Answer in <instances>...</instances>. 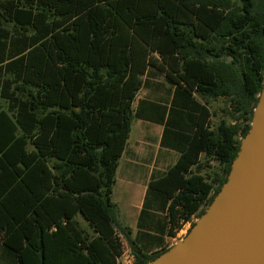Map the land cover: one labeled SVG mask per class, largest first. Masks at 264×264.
I'll return each instance as SVG.
<instances>
[{
  "label": "trees",
  "instance_id": "1",
  "mask_svg": "<svg viewBox=\"0 0 264 264\" xmlns=\"http://www.w3.org/2000/svg\"><path fill=\"white\" fill-rule=\"evenodd\" d=\"M151 71L174 90L159 121L180 157L151 181L147 205L150 195L162 203L163 234L175 237L212 204L250 131L264 88V0L0 1L1 264H119L121 234L133 264L161 255L131 238L113 201ZM220 97L233 122L215 126L208 101ZM203 156L223 174L195 172Z\"/></svg>",
  "mask_w": 264,
  "mask_h": 264
},
{
  "label": "water",
  "instance_id": "2",
  "mask_svg": "<svg viewBox=\"0 0 264 264\" xmlns=\"http://www.w3.org/2000/svg\"><path fill=\"white\" fill-rule=\"evenodd\" d=\"M149 264H264V88L227 182L189 234Z\"/></svg>",
  "mask_w": 264,
  "mask_h": 264
},
{
  "label": "crops",
  "instance_id": "3",
  "mask_svg": "<svg viewBox=\"0 0 264 264\" xmlns=\"http://www.w3.org/2000/svg\"><path fill=\"white\" fill-rule=\"evenodd\" d=\"M144 80L145 83L138 92L133 106L134 111H136L139 102L143 101L140 106L141 116L139 118L135 117L133 120V122L137 120L134 140L132 143V122L131 133L126 149L119 160L118 169L123 161L124 167L121 171V177H124L125 173L130 171L131 166H136L130 172L135 177H138L140 182H143L144 192L140 201L129 203L126 208L129 209V212L136 209L137 216L139 215L138 220L136 216L137 223L135 220L136 229H132L133 239L137 240L147 254H155L163 250L162 253H164L175 246L176 244H171V240H175L176 237H169L167 234H163L165 231V213L161 211L162 203L157 201L154 195H150L151 201L147 205L149 185L151 181L164 176L177 163L180 152L162 144L165 127L159 121L162 116V111L159 109L163 106L170 107L174 90L165 81L164 76L156 71H151L148 75H145ZM0 103L4 106L7 104L1 97V90ZM166 117L167 114L165 119ZM140 193L139 187L134 194L136 199L139 198ZM144 210L147 213L144 215L141 227L139 223Z\"/></svg>",
  "mask_w": 264,
  "mask_h": 264
},
{
  "label": "rangeland",
  "instance_id": "4",
  "mask_svg": "<svg viewBox=\"0 0 264 264\" xmlns=\"http://www.w3.org/2000/svg\"><path fill=\"white\" fill-rule=\"evenodd\" d=\"M5 1V0H0ZM240 5V3H238ZM228 61V60H227ZM209 107L213 113L212 122L215 126L220 124L222 121H226L228 123L233 122V116L232 113H234V106L230 98L227 97H220L217 99H209L208 101ZM137 120L133 122V133H132V140L133 143L134 136H135V128H136ZM124 167L123 161L121 162V165L118 169L117 175H116V185L114 186V194H113V200L118 205V220L120 223L130 228L131 232L132 229H136V223L138 220V216L136 213V209L134 211L130 212L129 209L126 208V206L129 203L138 202L140 201L142 194L144 192V185L143 182H140V179L138 177H135L132 175V170L136 168V166H131L130 173L126 172L124 177H121V171ZM195 172H199L202 175H204L207 178L214 177L216 174H219L221 176L223 174V166H221L218 162L213 160H208L205 156L201 159V164L199 167L194 168ZM140 187L141 193L139 194V198H135V192ZM209 206H204L205 212L208 210ZM137 216V220H136ZM200 218V217H199ZM197 218V220L199 219ZM136 220V223H135ZM82 227L84 230L92 234V230L89 227L88 223H86V220L81 218ZM196 223V221H195ZM194 223V224H195ZM193 226H191L192 228ZM184 226H182V229ZM187 231V233H179V236H175V240H171V244L175 245L179 241H181L185 236H187L191 230ZM185 231V230H184ZM178 234V233H177ZM122 241H123V248H122V255L127 256L128 252L131 251V245L128 241V239L125 237L124 234H121ZM131 238H134V235L131 233ZM121 256L119 257L120 260Z\"/></svg>",
  "mask_w": 264,
  "mask_h": 264
},
{
  "label": "built area",
  "instance_id": "5",
  "mask_svg": "<svg viewBox=\"0 0 264 264\" xmlns=\"http://www.w3.org/2000/svg\"><path fill=\"white\" fill-rule=\"evenodd\" d=\"M195 221H197V218L193 217V219L189 222H187L185 225H184V228L181 229L178 234L176 235L177 237L179 236V233H187V231L189 230V228H191L192 224L195 223ZM185 230V231H184ZM132 252H128V255L127 256H124L122 255L120 260L118 259V263L119 264H133L135 258H134V255L131 254Z\"/></svg>",
  "mask_w": 264,
  "mask_h": 264
},
{
  "label": "flooded vegetation",
  "instance_id": "6",
  "mask_svg": "<svg viewBox=\"0 0 264 264\" xmlns=\"http://www.w3.org/2000/svg\"><path fill=\"white\" fill-rule=\"evenodd\" d=\"M1 264V263H0Z\"/></svg>",
  "mask_w": 264,
  "mask_h": 264
}]
</instances>
